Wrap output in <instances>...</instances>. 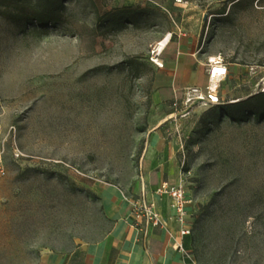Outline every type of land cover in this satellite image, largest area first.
I'll return each instance as SVG.
<instances>
[{"label": "rangeland", "instance_id": "obj_1", "mask_svg": "<svg viewBox=\"0 0 264 264\" xmlns=\"http://www.w3.org/2000/svg\"><path fill=\"white\" fill-rule=\"evenodd\" d=\"M48 2L0 0V264H49L110 231L95 189L142 183L152 94L167 89L148 57L169 33L163 56L179 36L198 60L257 67L163 136L192 200L190 263L264 264V111L228 108L264 74V0Z\"/></svg>", "mask_w": 264, "mask_h": 264}, {"label": "crops", "instance_id": "obj_2", "mask_svg": "<svg viewBox=\"0 0 264 264\" xmlns=\"http://www.w3.org/2000/svg\"><path fill=\"white\" fill-rule=\"evenodd\" d=\"M192 48V44L181 41L178 36L174 50L163 56L165 49L161 55L163 67L158 72L164 76L167 89L158 88L152 94L150 129L141 156L143 176L136 193L144 191L148 200L155 201L162 227L149 228L148 235L142 236L133 227L123 192L114 186L96 187L105 214L112 223L110 231L102 239L80 245L67 256L54 259L49 264H191L188 246L184 244L185 236L178 234L181 226L174 219L169 200L155 196L153 191L162 182L175 184L179 176L177 149L166 143L163 136L166 124L172 125V117L178 115L171 107L173 90L188 86L204 88L207 83L206 59L198 60ZM231 66L229 80L222 86L227 89L239 86L243 81V78H238L243 71L239 68L232 70ZM187 211L189 218L191 206ZM177 244H181L184 252L176 249Z\"/></svg>", "mask_w": 264, "mask_h": 264}, {"label": "built area", "instance_id": "obj_3", "mask_svg": "<svg viewBox=\"0 0 264 264\" xmlns=\"http://www.w3.org/2000/svg\"><path fill=\"white\" fill-rule=\"evenodd\" d=\"M180 2V0H176ZM172 34H167L162 40L157 42L151 49L148 61L157 69L163 67L161 55L170 42ZM207 83L204 88L198 86H188L180 90H173V100L171 107L180 116L188 115L195 107L210 108L220 105L223 102L221 87L229 80V64L225 63L219 56L208 57L204 64ZM247 79L254 78L257 74V67H247L244 69ZM243 78L242 85L248 82ZM254 88L255 94L264 93V74L258 78ZM4 150H0V176L4 174L2 165ZM183 164H179V176L175 184L162 182L154 189L153 193L157 197H166L169 200V206L173 213L175 221L181 226L179 236L184 237L190 234V229L185 222L188 218L187 208L192 200L187 191L185 183V173L182 171ZM79 175L80 173L77 172ZM125 202L129 204L130 217L133 221V227L142 236L148 235L149 228L162 227V220L153 200H148L144 191L138 195L122 193ZM176 249L184 252L181 244L176 245Z\"/></svg>", "mask_w": 264, "mask_h": 264}, {"label": "trees", "instance_id": "obj_4", "mask_svg": "<svg viewBox=\"0 0 264 264\" xmlns=\"http://www.w3.org/2000/svg\"><path fill=\"white\" fill-rule=\"evenodd\" d=\"M49 4L51 6L56 5L57 3H61L63 0H48ZM47 15L44 13H40L38 17H35V20L39 24H46L50 22V19L46 17ZM220 106V105H217ZM231 111H240L243 109H250L252 111H264V93L254 94L250 96L248 99L242 102L234 103L230 107H228ZM188 252H190V249L188 247Z\"/></svg>", "mask_w": 264, "mask_h": 264}]
</instances>
